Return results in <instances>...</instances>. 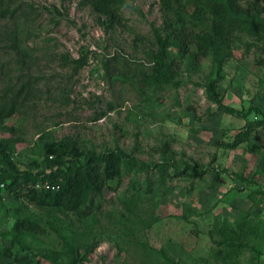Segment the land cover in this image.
I'll use <instances>...</instances> for the list:
<instances>
[{
    "label": "rangeland",
    "instance_id": "rangeland-1",
    "mask_svg": "<svg viewBox=\"0 0 264 264\" xmlns=\"http://www.w3.org/2000/svg\"><path fill=\"white\" fill-rule=\"evenodd\" d=\"M121 1L120 22L108 31L88 0L0 3L12 12L0 20V95L25 82L30 88L0 136L14 141L9 159L19 172L42 167L39 138H68L81 151L119 149L146 164L163 159V182L145 188L154 168L123 174L83 215L38 208L2 190L0 248L11 245L15 218L28 216L42 234L22 238L27 250L19 255L37 264H264L262 117L223 114L205 89L215 80L214 100L264 114V30L236 31L204 54L190 46L184 58L168 49L172 79L150 87L145 54L165 18L158 0ZM238 5L264 22V0ZM182 26L202 34L209 22L184 16ZM214 54L222 57L218 72ZM78 58L84 64L75 72ZM190 167L206 172L191 178ZM14 206L21 212L8 211Z\"/></svg>",
    "mask_w": 264,
    "mask_h": 264
},
{
    "label": "trees",
    "instance_id": "trees-1",
    "mask_svg": "<svg viewBox=\"0 0 264 264\" xmlns=\"http://www.w3.org/2000/svg\"><path fill=\"white\" fill-rule=\"evenodd\" d=\"M3 0H0L2 3ZM91 10L96 15V24L103 31L114 28L120 22L121 0H88ZM3 3L2 5H4ZM159 9L164 16L162 34L153 32L154 51L145 54L148 60V72L143 74V81L147 86L154 87L167 85L172 79L174 71V59L170 58L168 49L175 50L178 58L188 55L190 46L195 45L202 53L209 48L228 44L232 33L242 31L254 34L264 30V22L257 17L247 16L238 5V0H158ZM12 12L3 6L0 7V20L9 18ZM189 16L193 20H207L208 32L193 34L183 31V17ZM173 19V23L171 22ZM213 61L218 72L222 57L214 54ZM75 72L82 68L80 58L72 62ZM215 80L210 81L205 89L210 99L216 104L217 110L223 114L244 118L248 113L260 115L262 121L257 125L264 127V114L256 108H249L245 113L234 110L214 100ZM28 82L22 83L14 91L8 90L0 95V124L11 118L18 110L23 99L29 94ZM110 108V106H109ZM1 135V134H0ZM247 133H238L236 140L229 147L235 146L245 139ZM38 155L42 158V167L35 164V173L19 172L11 162L14 141L11 138L0 136V212L3 208L2 190L16 200L22 198L26 203L38 208L55 209L62 212L80 214L93 203L99 200L104 188L114 180H119L123 174L147 173L155 169L156 176L145 180L144 186L148 189L150 181L163 182L166 175L168 162L161 160L156 163L146 164L132 160L127 154L119 149L104 150L100 153L81 151L74 143L64 138L59 141H51L39 138ZM205 169L196 170L190 167L186 175L191 178L200 177ZM173 175H183L184 171L174 170ZM46 182L53 189L44 190L40 185ZM37 186V187H36ZM12 214L21 212L20 206H14ZM82 215L84 212L81 213ZM9 234V244L0 248V259H6L11 264H37L24 255L27 248L22 238L26 236H39L42 229L28 216L15 218Z\"/></svg>",
    "mask_w": 264,
    "mask_h": 264
},
{
    "label": "built area",
    "instance_id": "built-area-1",
    "mask_svg": "<svg viewBox=\"0 0 264 264\" xmlns=\"http://www.w3.org/2000/svg\"><path fill=\"white\" fill-rule=\"evenodd\" d=\"M44 190H49V189H53L52 186H50L48 183L46 182H43L41 185H40ZM37 187V186H36Z\"/></svg>",
    "mask_w": 264,
    "mask_h": 264
}]
</instances>
